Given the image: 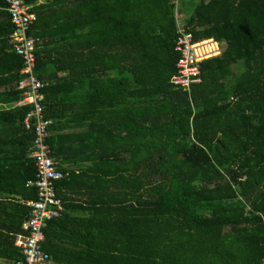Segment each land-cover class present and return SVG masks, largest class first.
<instances>
[{
	"label": "trees",
	"instance_id": "obj_1",
	"mask_svg": "<svg viewBox=\"0 0 264 264\" xmlns=\"http://www.w3.org/2000/svg\"><path fill=\"white\" fill-rule=\"evenodd\" d=\"M26 3L64 175L48 264H264V0L198 1L181 25L221 54L188 90L170 83L179 0ZM12 32L0 0V264L22 262L36 199Z\"/></svg>",
	"mask_w": 264,
	"mask_h": 264
},
{
	"label": "built area",
	"instance_id": "obj_2",
	"mask_svg": "<svg viewBox=\"0 0 264 264\" xmlns=\"http://www.w3.org/2000/svg\"><path fill=\"white\" fill-rule=\"evenodd\" d=\"M3 3L4 11L13 28L9 43L15 55L22 60L20 79L17 83L21 98L16 105L29 107L22 124L25 130L32 131L34 136L29 157L34 162L35 179L26 186L35 187L36 199L26 203L30 213L28 220L22 225L25 234L18 235L15 239V245L21 249L23 255L22 262L18 264H48L49 256L42 250L45 241L43 229L62 212L63 203L61 197L57 195L56 187L64 175L51 157L47 142L52 122L44 117L42 105V91L46 84L34 73L35 39L29 32L36 21V16L30 12L31 6L26 0H3ZM177 30L174 52L178 60L175 65L176 72L170 83L176 88L188 90L190 86L200 81L199 64L220 56L221 46L213 39L193 41L192 36L185 33L179 23Z\"/></svg>",
	"mask_w": 264,
	"mask_h": 264
},
{
	"label": "crops",
	"instance_id": "obj_3",
	"mask_svg": "<svg viewBox=\"0 0 264 264\" xmlns=\"http://www.w3.org/2000/svg\"><path fill=\"white\" fill-rule=\"evenodd\" d=\"M199 1V0H198ZM194 8V7H193ZM178 14V13H177ZM185 18V15H183V14H179V16H178V23L181 25L182 24V20ZM56 162V161H55ZM57 163V162H56ZM62 166V168H64V169H68V166L66 165V164H62L61 165ZM58 168H59V166H57ZM70 198H69V203H67V204H69V210L71 211V210H74V212L75 213H77L78 215H79V212H77L76 211V206H79L80 207V211H81V209L85 206V205H83V201H81L80 200V198L78 199V196H75V195H70L69 196ZM83 210V209H82ZM75 233H76V231H75ZM75 238H76V236H75ZM62 247H67V248H70V249H74V245L72 244V243H69V245H67V246H61L60 248H62ZM76 250V249H75ZM51 264V263H50Z\"/></svg>",
	"mask_w": 264,
	"mask_h": 264
},
{
	"label": "rangeland",
	"instance_id": "obj_4",
	"mask_svg": "<svg viewBox=\"0 0 264 264\" xmlns=\"http://www.w3.org/2000/svg\"><path fill=\"white\" fill-rule=\"evenodd\" d=\"M197 3L198 0H179V5L177 3L178 6L176 7V12L178 11L176 18H178L179 14H183L187 17Z\"/></svg>",
	"mask_w": 264,
	"mask_h": 264
}]
</instances>
